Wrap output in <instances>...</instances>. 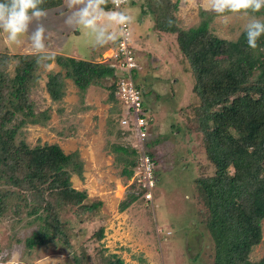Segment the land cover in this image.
Segmentation results:
<instances>
[{
	"label": "rangeland",
	"instance_id": "rangeland-1",
	"mask_svg": "<svg viewBox=\"0 0 264 264\" xmlns=\"http://www.w3.org/2000/svg\"><path fill=\"white\" fill-rule=\"evenodd\" d=\"M148 2L131 0L126 8L132 17L130 31L139 63L136 81L144 91L143 103L149 120L143 142L121 125L126 113L115 93L116 80L108 78L105 85L89 86L81 92L71 79L65 78V96L53 100L46 87L49 74L65 72L55 57L40 65L30 90L36 112H44L48 119L29 123L22 128L21 136L31 146L59 144L65 153L78 152L84 170L82 176L72 175L73 187L86 190L90 198L103 202L100 215L96 218L88 215L83 222L71 211L63 214L67 233L79 256L86 251L93 257L95 248L101 247L107 253L117 254L124 264H212L213 237L205 216L199 213L197 201V178L202 173L201 166L209 164L202 133L194 122L199 103L194 90L195 77L177 43L176 33L159 30L151 9L144 13ZM171 2L177 3L171 12L182 29L208 20L212 33L235 40L247 22L248 14H235L225 25L215 13L203 11L206 0ZM64 11V3L47 10L44 24L50 39L46 40V51L54 56L72 55L110 64L115 46L97 47L87 30L67 29ZM252 15L264 19V10ZM5 35L0 30V57L4 53L34 54L27 36L22 38L21 45H15L6 43ZM16 62L13 60L9 66L12 75ZM112 82L115 90L107 87ZM116 146L128 149L131 154L118 153ZM145 148L153 154V172L156 171L158 179L149 189L140 185L139 175L135 177L141 172ZM119 155L129 162H119ZM134 159L139 160L140 166L128 177L123 171L131 169L130 162ZM203 170L209 175L212 172L210 168ZM7 188L0 183V189ZM16 200V197L9 200V209L0 219V264H8L13 254L16 264H77L69 249L62 251L51 244L27 245L26 238L38 230L42 220L30 213L32 206L24 203L18 215ZM100 226H104L105 235L98 241L92 235ZM262 232L261 243L251 253L253 261L264 257V219Z\"/></svg>",
	"mask_w": 264,
	"mask_h": 264
},
{
	"label": "trees",
	"instance_id": "trees-1",
	"mask_svg": "<svg viewBox=\"0 0 264 264\" xmlns=\"http://www.w3.org/2000/svg\"><path fill=\"white\" fill-rule=\"evenodd\" d=\"M171 1L149 0L144 13L151 9L159 30L176 33L195 77L199 103L194 122L202 133L209 164L201 166L202 173L197 178V201L213 237L212 264H264V257L251 260V253L263 239L264 51L247 46L244 30L235 40L215 35L208 20L182 29L171 12L177 3ZM63 3L64 0H45L42 7L48 10ZM108 8H112L110 2ZM258 43L264 48V36ZM54 57L65 71L49 74L46 87L55 101L65 96V78L71 79L81 92L89 86L105 85L108 78L118 79L111 63L61 54ZM13 60L17 62L12 75L9 66ZM39 68L35 54L4 53L0 57V183L9 187L0 189V219L9 209V200L16 197L18 215L24 203L32 206L30 213L42 220L38 230L26 238L29 247L51 244L62 251L69 249L77 264H124L117 254L101 247L95 248L93 257L86 251L79 256L67 233L64 213L71 211L83 222L88 215L98 217L103 204L90 198L86 190L73 187L72 175L82 176L84 170L79 153H65L59 144L31 146L21 136L22 128L29 123L48 119L44 112H36L30 99ZM107 87L115 90L113 82ZM116 151L131 154L119 146ZM147 152L154 161L153 154ZM119 156V162H129ZM130 163L131 169L123 171L128 177L140 166L139 160ZM205 168H210V175L203 172ZM104 235L105 228L100 226L92 237L100 241Z\"/></svg>",
	"mask_w": 264,
	"mask_h": 264
},
{
	"label": "clouds",
	"instance_id": "clouds-1",
	"mask_svg": "<svg viewBox=\"0 0 264 264\" xmlns=\"http://www.w3.org/2000/svg\"><path fill=\"white\" fill-rule=\"evenodd\" d=\"M109 2L112 4L111 9L108 8ZM128 2L129 0H64L63 23L69 30H87L97 47L115 42L117 44L123 28L128 24L130 27L132 22L126 9ZM44 3L45 0H0V30L6 34L5 42L21 45L24 42L22 38L27 36L36 56V63L42 66L45 61L54 59V53L46 51V40L50 36L46 35L44 24L48 16L47 10L42 7ZM202 8L205 12L215 13L225 25L230 22L231 15L248 14L244 25L247 46L253 51H264L258 43L264 36V19L252 15L264 10V0H206V6L202 5ZM138 67L134 70L135 80ZM118 73L121 71L116 68V75ZM8 264H16L15 254Z\"/></svg>",
	"mask_w": 264,
	"mask_h": 264
},
{
	"label": "built area",
	"instance_id": "built-area-1",
	"mask_svg": "<svg viewBox=\"0 0 264 264\" xmlns=\"http://www.w3.org/2000/svg\"><path fill=\"white\" fill-rule=\"evenodd\" d=\"M114 50V55L111 57L114 63H112V66L115 65L121 71L120 74L118 73V79H116L115 93L126 113L122 118L121 124L123 128L126 127V132L136 134L139 136L140 141L143 142L147 134L146 126L149 120L143 103L142 90L138 87L134 76V70L138 67V59L132 43L129 24L123 28ZM145 145L144 143V147ZM133 147H135L134 143ZM142 151L144 153L142 157L143 166H140L141 172L136 174V176L139 175L138 181L140 185L143 184L144 187L149 189V187L154 186V161L146 148Z\"/></svg>",
	"mask_w": 264,
	"mask_h": 264
},
{
	"label": "crops",
	"instance_id": "crops-1",
	"mask_svg": "<svg viewBox=\"0 0 264 264\" xmlns=\"http://www.w3.org/2000/svg\"><path fill=\"white\" fill-rule=\"evenodd\" d=\"M108 45H109L110 48H112V47H114L116 45V42L115 43H109ZM70 56H72V55H70ZM78 59H82V58H78ZM87 60H89V59H87ZM91 60L95 61L94 59H91Z\"/></svg>",
	"mask_w": 264,
	"mask_h": 264
}]
</instances>
